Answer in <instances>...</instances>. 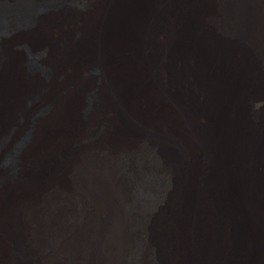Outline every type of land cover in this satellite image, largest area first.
Wrapping results in <instances>:
<instances>
[{"label":"bare ground","instance_id":"obj_1","mask_svg":"<svg viewBox=\"0 0 264 264\" xmlns=\"http://www.w3.org/2000/svg\"><path fill=\"white\" fill-rule=\"evenodd\" d=\"M1 79L0 264H264V0H0Z\"/></svg>","mask_w":264,"mask_h":264},{"label":"rangeland","instance_id":"obj_2","mask_svg":"<svg viewBox=\"0 0 264 264\" xmlns=\"http://www.w3.org/2000/svg\"><path fill=\"white\" fill-rule=\"evenodd\" d=\"M40 3V2H39ZM21 47H25V45H24V43L23 44H21L20 45ZM25 53V56H26V58H25V60H24V58H23V60H24V62H25V64H26V67L28 66L30 69H36L35 67H33L32 66V63L35 61V55H34V53L33 52H29L28 50H25L24 51ZM27 53V54H26ZM96 70H97V68L96 67H92L91 68V70H89V72H90V74H95L96 73ZM40 72H42V73H46L47 72V70H45L44 68L42 69V71L40 70ZM3 80L4 79H1L0 80V82H3ZM85 99L86 100H89V99H91V93L89 92V93H87L86 94V96H85ZM35 102H36V100H34V102H33V104L35 105ZM34 105H31V106H34ZM26 132H24V133H22V134H20L16 139H13L12 140V136H11V139L9 138V142H10V144H9V142H8V144H9V146H8V144H7V148H6V146H5V148H4V151H3V154H6V158H11V151H12V149H13V147H14V145H17L18 143H20V141L22 140V138L26 135L25 134ZM9 135V134H8ZM10 136V135H9ZM4 137H8V136H4ZM3 137V138H4ZM8 139H6V141H7ZM130 151V150H129ZM129 151H121V153H120V155H119V162H120V164H122V166H124L125 167V169L127 170L126 171V175H127V178H128V180L130 181V182H132V179H131V175H130V169L135 165V164H137V159L135 158V157H132V155H131V151L129 152ZM148 152H149V148H148V146L146 145V147H145V149H144V154L146 155V156H148L149 154H148ZM1 157H2V155H1ZM149 160V159H148ZM150 161H151V159H150ZM7 166L8 167H10L12 170L15 168V165H14V162H13V160L11 161V162H9L8 164H7ZM164 183H166V181H163V184ZM131 218H132V221H133V224H134V227H135V229H136V231H137V234H140L141 232H140V230H139V226H140V217H139V214H138V212H135V211H131ZM134 246H135V248H134V253H133V257H132V255H130L129 254V257L127 258V261H128V263L129 264H136L137 262H138V253H139V247H140V242L139 241H137L136 240V242H135V244H134ZM156 250H155V248H154V246H150V250H149V253L147 254V256H145V261H146V263L147 264H158L157 262H156Z\"/></svg>","mask_w":264,"mask_h":264}]
</instances>
